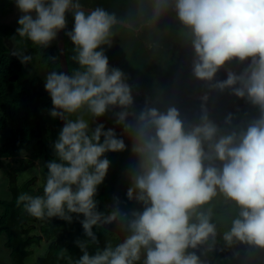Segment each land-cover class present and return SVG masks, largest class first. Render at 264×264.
<instances>
[{
    "label": "clouds",
    "instance_id": "clouds-1",
    "mask_svg": "<svg viewBox=\"0 0 264 264\" xmlns=\"http://www.w3.org/2000/svg\"><path fill=\"white\" fill-rule=\"evenodd\" d=\"M22 14L16 33L39 48H48L61 31L73 45L70 72L44 75L52 107L49 115L63 121L46 162L42 195L21 193L16 205L39 220L58 218L82 225V252L73 264H201L196 251L217 237L211 205L222 195L238 213L223 234L229 247L236 242L264 249V0H153L152 20L169 11L181 26L194 57L192 74L209 91L246 99L259 109V118L239 130L222 133L210 119L206 93L200 97L199 122L182 117L175 106L132 111L134 99L122 71L109 67L115 14L96 7L86 11L80 0H14ZM74 23L67 29V14ZM34 14V15H33ZM22 65L33 57L13 53ZM51 63L56 58H48ZM246 64L239 73L231 62ZM221 69L226 79H217ZM157 103L161 101L157 100ZM113 113L114 127L99 118ZM229 113L225 124L231 125ZM121 131L118 133L116 127ZM128 201L140 210L124 212L113 197L111 211L99 210V186L108 174L107 153L129 150ZM82 216L83 219H79ZM117 221L123 236L99 246L94 228ZM95 245L94 254L88 251ZM192 250V251H190Z\"/></svg>",
    "mask_w": 264,
    "mask_h": 264
},
{
    "label": "trees",
    "instance_id": "trees-1",
    "mask_svg": "<svg viewBox=\"0 0 264 264\" xmlns=\"http://www.w3.org/2000/svg\"><path fill=\"white\" fill-rule=\"evenodd\" d=\"M82 6L95 9L101 7L117 17V24L113 27V35L110 38V46L105 45V54L109 60V67L123 72L125 82L129 85L134 99L132 111L139 113L147 102L148 107H156L165 110L167 107L175 106L182 117L188 122L198 123L200 114V97L209 95L207 108L210 119L215 122L221 130L232 131L235 124L242 121L239 112L245 111L249 102L239 99L231 94L230 90L220 92L209 91L207 83L197 80L192 74L193 50L188 41L180 34L181 26L175 20V13L169 11L158 21L152 20L153 0H80ZM2 3L0 1V19L2 16ZM88 11V10H86ZM74 23L73 16L67 14V29L71 30ZM14 25L0 21V127H6L11 121L12 136L0 148V157H16L20 155L21 145L28 141H34L32 153L37 158L46 162L54 156L52 144L56 140L62 128L59 119H53L49 115L52 107L50 97L44 86L41 90L36 85L33 77L29 78V69L38 65L44 66L48 71H62L58 44L52 42L48 48H39L26 38H20L16 33ZM65 33V32H64ZM6 39L14 41L12 52ZM66 54L71 72L78 66L71 60L73 45L65 35ZM27 54L33 57L29 65H22L13 53ZM49 57L56 58L53 64ZM246 64L233 61L227 68L239 73ZM217 79H226V70L221 69ZM157 100L161 103H157ZM233 114L231 125L225 124L228 114ZM99 122L106 128L114 127L113 113L109 111L105 116L99 118ZM119 133L121 128L115 126ZM238 130V129H237ZM129 150L106 156L110 163L114 161L118 167L110 166L108 174L98 189L96 199L99 201V210L109 212L113 204V197L121 201L120 207L124 212L140 210L141 206L135 202L128 201L126 190L129 187V179L119 181L118 174H126L128 169L134 166L135 157L130 152V141L124 137ZM16 140H19L16 144ZM130 158V161L123 159ZM124 162L122 165L120 162ZM113 167V168H112ZM113 170V171H111ZM126 170V171H125ZM47 169L44 165L43 177L45 182ZM113 172V173H112ZM111 173V174H110ZM117 177L114 178V175ZM12 178V188L15 189L14 197L9 202H4V213L0 217V234L7 232L9 240L7 245L12 249V262L10 264H27L25 259L31 254L27 249L30 242H40V237L23 239L20 229L21 219L20 206L16 205L19 195L18 188ZM222 195H218L211 203L214 212L212 222L217 227V237L213 242L209 240L200 246L196 254L200 257L201 264H222L234 257L236 251H241L239 242L229 247L222 237L229 230L231 220L237 215L226 208L223 202H227ZM222 203V206L221 204ZM209 206V205H207ZM218 208V212L216 211ZM220 210V211H219ZM235 215V216H234ZM79 219H83L82 216ZM64 224H63V223ZM62 224L63 226H60ZM117 221L115 225H119ZM55 229V239L50 246V252L35 264H73L82 255L76 246L77 239H85L82 225L75 217L72 223L56 218L55 223L47 228L50 234ZM102 247L107 241L113 244L121 238L116 232L101 228H94ZM95 245H90L88 251L94 254ZM192 251V250H190ZM34 264V263H33Z\"/></svg>",
    "mask_w": 264,
    "mask_h": 264
},
{
    "label": "rangeland",
    "instance_id": "rangeland-1",
    "mask_svg": "<svg viewBox=\"0 0 264 264\" xmlns=\"http://www.w3.org/2000/svg\"><path fill=\"white\" fill-rule=\"evenodd\" d=\"M2 3V16L0 21L3 23H8L14 25V27L18 28L19 25L17 23L18 18L22 15L19 10L15 6L14 0H0ZM34 15V14H33ZM57 43V39L53 41ZM6 43L9 45L12 51H14V41L6 39ZM29 78L33 77L36 80L37 87L41 90V87L44 86V75L47 70L44 66L38 65L34 69H29ZM249 104L246 106L244 112H251L253 115H257L259 113V109L255 106H251ZM0 111V115H1ZM238 113L241 116L242 121L238 124H235V129L239 130V127H245L249 120H247L243 113ZM12 123L11 121L7 124L6 127H0V148L6 143V141L12 136ZM239 126V127H238ZM222 133L230 132L228 130H221ZM19 140H16V144H18ZM33 143L34 141H28L26 144L21 145L20 147V155L16 157H0V217L4 213V202H9L14 197L15 189L12 188V178L16 177L17 181L14 182V186L18 188V193H28L30 195H42L43 186H44V177H43V168L45 165V161L41 158L35 157L32 153L33 151ZM115 153L111 154V157ZM125 154H123L124 157ZM125 159V157L123 158ZM128 162L130 158L125 159ZM122 165H125L124 162H120ZM110 166L118 167L117 164H114V161L110 163ZM112 167V168H113ZM113 171V170H111ZM126 171V170H125ZM114 172V171H113ZM112 172V173H113ZM111 174V173H110ZM117 177V174L114 175V178ZM119 181L123 179H128V172L123 174L119 172L118 174ZM225 204V202H223ZM222 206V203H221ZM224 206H227L226 204ZM212 206H205V208ZM231 207V206H228ZM214 209V208H213ZM218 212V208H216ZM21 219H23L22 226L19 225L20 229H25L21 234L24 240H27L30 237H40V242H30L27 244V249L31 251V254L25 259L27 264H35L40 259L45 257L50 252V246L53 242H57L55 239V229L53 228L51 233L49 234L46 227L50 228L51 224L53 225L56 221V218L52 220L44 219L39 220L36 219L24 210L23 206H20ZM235 216V215H234ZM63 223V222H62ZM64 224V223H63ZM60 226H63L60 224ZM9 240V235L7 232H2L0 234V264H10L12 262V249L8 247L7 242ZM55 242V243H56ZM57 244V243H56ZM246 245V244H245ZM105 246V245H104ZM102 246L101 248H103ZM96 250V249H95ZM95 253V251H94Z\"/></svg>",
    "mask_w": 264,
    "mask_h": 264
},
{
    "label": "flooded vegetation",
    "instance_id": "flooded-vegetation-1",
    "mask_svg": "<svg viewBox=\"0 0 264 264\" xmlns=\"http://www.w3.org/2000/svg\"><path fill=\"white\" fill-rule=\"evenodd\" d=\"M259 115L260 113H257V115H253L251 112L243 113V116L250 122L253 119L259 118ZM225 204L227 205L225 207L229 208L228 210H230L232 213H235L236 210H238L235 204L231 201H227L225 202ZM239 245L241 246V251H236L235 254L233 255L234 257H231L229 260L225 261L222 264H264V249L253 248L243 243H239Z\"/></svg>",
    "mask_w": 264,
    "mask_h": 264
},
{
    "label": "water",
    "instance_id": "water-1",
    "mask_svg": "<svg viewBox=\"0 0 264 264\" xmlns=\"http://www.w3.org/2000/svg\"><path fill=\"white\" fill-rule=\"evenodd\" d=\"M85 10H92L93 8H89V7H85ZM57 44H58V49H59V53H60V62H61V66H62V71L64 72H68L70 74L69 71V64H68V59H67V54H66V44H65V33L64 31H61L58 34L57 37ZM61 126L63 127V121L59 120ZM104 227L108 230H111L113 232H116L120 237L123 236V233L120 232V229L117 225L113 224V225H104Z\"/></svg>",
    "mask_w": 264,
    "mask_h": 264
}]
</instances>
